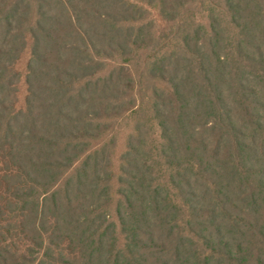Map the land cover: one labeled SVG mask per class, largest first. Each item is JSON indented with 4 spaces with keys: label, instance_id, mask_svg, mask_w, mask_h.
<instances>
[{
    "label": "trees",
    "instance_id": "obj_1",
    "mask_svg": "<svg viewBox=\"0 0 264 264\" xmlns=\"http://www.w3.org/2000/svg\"><path fill=\"white\" fill-rule=\"evenodd\" d=\"M212 1L0 0V264H264V0Z\"/></svg>",
    "mask_w": 264,
    "mask_h": 264
},
{
    "label": "rangeland",
    "instance_id": "obj_2",
    "mask_svg": "<svg viewBox=\"0 0 264 264\" xmlns=\"http://www.w3.org/2000/svg\"><path fill=\"white\" fill-rule=\"evenodd\" d=\"M212 5H223V0H213ZM210 4V7H211ZM210 7H207L210 8ZM192 10H195L198 14V22H200L202 25L208 26L209 25V18L211 17V14L209 11L205 10L204 12H200L201 7H197L194 3V5H191ZM222 11H217V15H220L222 19L225 17L221 15ZM150 19L154 22V31H153V37L149 41L146 40L144 45H142V49L138 53L137 57L133 60V67L135 69H138L139 73L141 71V68L143 67L144 61L148 59L149 56L154 55L156 50L159 48H163L164 46H168V41H164L165 39L169 38L168 35L171 33V25L170 23H167L161 19L159 16V13L157 10H151L150 11ZM160 37H163L160 39ZM161 40V41H159ZM31 47V41L30 39L27 40V45L23 53L20 54V57L18 59V62L16 64V70L20 73V80L18 84L19 88V94L17 98V108H23L25 106V98L27 96V85L25 83V76L27 72V65L30 58V50ZM138 77V76H137ZM143 87L140 89V87L135 86V93L137 94V91H139L141 94L148 95L150 93V90H148L147 86L144 84ZM144 107V105H143ZM143 113L141 111L128 113L125 115L122 119H118L116 121V125L113 127V140L110 142V148L108 149L110 151L111 155V169L113 174V180L115 182L117 173L119 171V165H120V157L125 151L127 147V142L132 134V131L134 127L137 125L138 122L143 120ZM113 197H115V188ZM114 202L110 205V207L113 209Z\"/></svg>",
    "mask_w": 264,
    "mask_h": 264
}]
</instances>
